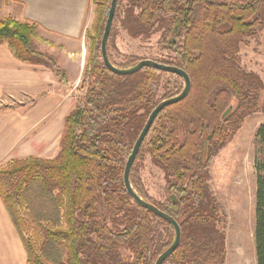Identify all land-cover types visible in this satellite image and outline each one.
I'll list each match as a JSON object with an SVG mask.
<instances>
[{
	"label": "trees",
	"instance_id": "1",
	"mask_svg": "<svg viewBox=\"0 0 264 264\" xmlns=\"http://www.w3.org/2000/svg\"><path fill=\"white\" fill-rule=\"evenodd\" d=\"M94 1L98 23L88 34L82 94L63 119L58 152L52 158H15L0 166V199L25 248L26 264H154L174 239L169 222L128 195L123 172L148 115L158 102L179 94L184 80L152 66L131 74L108 69L100 41L110 0ZM120 21L134 38L161 28L158 45L173 55L156 61L183 69L190 79L187 94L157 114L136 155L148 151L176 200L169 195L162 203L151 201L133 166L129 174L136 193L180 227L179 244L162 264H223L225 233L219 225L224 218L209 189L207 166L242 120L260 109L262 82L241 68L239 45L264 26V0H126ZM37 31L33 21L0 16V44L21 62L42 66L66 81L55 58L38 49ZM107 56L118 68L140 60L116 63L108 49ZM162 74L167 82L158 100ZM229 91L237 104L224 114ZM255 135L264 150V122ZM263 169L264 157L256 176V264H264Z\"/></svg>",
	"mask_w": 264,
	"mask_h": 264
},
{
	"label": "crops",
	"instance_id": "2",
	"mask_svg": "<svg viewBox=\"0 0 264 264\" xmlns=\"http://www.w3.org/2000/svg\"><path fill=\"white\" fill-rule=\"evenodd\" d=\"M89 0H0V14L38 24L63 51L57 63L66 81L41 66L21 62L0 44V166L15 158H52L63 119L74 105L85 49ZM0 264H26L22 241L0 199Z\"/></svg>",
	"mask_w": 264,
	"mask_h": 264
},
{
	"label": "rangeland",
	"instance_id": "3",
	"mask_svg": "<svg viewBox=\"0 0 264 264\" xmlns=\"http://www.w3.org/2000/svg\"><path fill=\"white\" fill-rule=\"evenodd\" d=\"M125 4L126 0H121L118 3L116 7L117 16L111 25V36L107 42V49L112 59L116 63H121L129 57L140 60H159L172 57V53L162 50L158 45L162 33L161 28H154L147 37L134 38L127 34L120 21ZM96 9L95 1L89 0L88 22L84 32L85 49L77 57L73 56L79 60L84 58V64L88 56V49L91 47L88 34L93 33V28L96 22L98 23L97 14H95ZM0 16L3 15L0 14ZM37 33L41 37L40 40L36 41L39 50L52 55L56 62L59 55L62 54L61 57H63V51L59 50L60 47L55 46L54 40L49 39V36L39 30ZM239 57L241 68L246 72L255 73L262 82V89L258 98L260 109L248 114L233 133L231 139L221 145L210 157L207 166L208 185L224 218V223L219 225L225 233L223 264H256L254 244L255 190L258 173L257 164L263 160L264 150L255 134L259 124L264 122V26L255 37L248 38L246 42L239 45ZM166 82V75L162 74L160 87L156 94L158 100L163 94V86ZM79 86L80 82L73 90L74 99L82 94ZM230 104L233 108L237 104V99L231 91L227 96L225 107ZM132 166L148 198L155 203L164 202L170 195L166 191L165 173L160 167L152 163L148 151L143 150L139 153ZM260 173L264 175V169ZM121 253L129 255V251L124 248L121 249Z\"/></svg>",
	"mask_w": 264,
	"mask_h": 264
},
{
	"label": "water",
	"instance_id": "4",
	"mask_svg": "<svg viewBox=\"0 0 264 264\" xmlns=\"http://www.w3.org/2000/svg\"><path fill=\"white\" fill-rule=\"evenodd\" d=\"M116 1L117 0H110V5H109V9H108V14H107V18L104 24V28H103V33H102V37H101V41H100V54H101V59L102 62L104 63V65L110 69L111 71L117 73V74H131L136 72L137 70H139L140 68L144 67V66H152L156 69H160V70H164V71H169V72H173L176 73L180 76H182L183 80H184V88L182 89V91L170 98H166L161 100L160 102H158L156 104V106L152 109V111L150 112V114L147 117L146 122L144 123L138 137L136 138L131 152L127 157L126 163H125V167H124V172H123V184H124V189L126 190V192L128 193V195L139 205H141L142 207L152 211L153 213H155L156 215L160 216L161 218L165 219L167 222H169L173 228H174V239L173 242L171 243V245L169 247H167L164 251H162L156 258L154 264H162V262L175 250V248L178 246L179 241H180V227L177 223V221L169 214L163 212L162 210H160L158 207H156L154 204L145 201L141 196H139L136 191L133 189L131 183H130V179H129V174H130V170L132 167V164L135 160V157L139 151V147L145 137V135L147 134L150 126L152 125L155 117L157 116V114L166 106L177 102L179 100H181L188 92L189 90V86H190V79L189 76L187 75V73L175 66V65H170V64H165V63H161L158 62L156 60H152V59H141L139 60L136 64H134L131 67L128 68H118L116 66H114L108 59L107 56V39L109 36V32H110V28L112 25V20L114 17V12H115V6H116ZM232 107V104L229 105V107L227 108V110L224 112V114H226ZM209 136L206 137V139L204 140V145H203V153H202V159H204L205 154H206V145H207V140H208ZM170 197L172 198L173 201L176 200L175 196L173 194H170Z\"/></svg>",
	"mask_w": 264,
	"mask_h": 264
}]
</instances>
